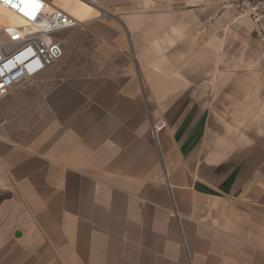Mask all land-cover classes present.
<instances>
[{"label": "crops", "instance_id": "obj_1", "mask_svg": "<svg viewBox=\"0 0 264 264\" xmlns=\"http://www.w3.org/2000/svg\"><path fill=\"white\" fill-rule=\"evenodd\" d=\"M47 1L82 22L55 34L57 62L0 99V264H264L251 17ZM17 21L0 6V27Z\"/></svg>", "mask_w": 264, "mask_h": 264}, {"label": "built area", "instance_id": "obj_2", "mask_svg": "<svg viewBox=\"0 0 264 264\" xmlns=\"http://www.w3.org/2000/svg\"><path fill=\"white\" fill-rule=\"evenodd\" d=\"M95 5L100 0H82ZM0 6L13 13L17 22L0 27V99L30 81L57 62L63 55L62 43L55 34L80 25L77 17L47 0H0ZM243 14L253 21V31L264 47V0H240ZM153 139L165 121H153Z\"/></svg>", "mask_w": 264, "mask_h": 264}, {"label": "rangeland", "instance_id": "obj_3", "mask_svg": "<svg viewBox=\"0 0 264 264\" xmlns=\"http://www.w3.org/2000/svg\"><path fill=\"white\" fill-rule=\"evenodd\" d=\"M165 2L166 3L169 2L174 7H177V8H182V7L190 6V5L191 6L193 5L194 7H201V6L203 7L204 4H207L209 9H210V11H211V14H212L211 15V19L212 20H214V18L217 16V14H215V13H218V10L220 8H222V9H224V8L233 9V7H237L241 11L240 0H224V1H222V0H175V1H165ZM116 3L118 5L113 7V8L111 7L110 9L117 10L116 9L117 7H121L124 4L122 7L123 8L125 7L127 11L128 10L134 11V12L138 11V6H139V1L138 0H133V1H123V0L119 1L118 0V1L115 2V4ZM147 3H148V6H149V3H151L152 6H154V1H147ZM106 5H107L106 0H100L94 6L98 7V9H100V11H101L100 14H102L103 11L108 10ZM127 6H129V7H127ZM2 37H3V34L0 31V40L2 39ZM213 43L214 42H212V44ZM232 44H233V42L228 40L227 47L224 49V52H226L227 56L235 55L236 52H237L236 47H234ZM260 55H261L262 60H264V47H263L262 53H260ZM212 59L215 60V58H212ZM228 63H230L229 60H227V63H226L227 67L230 66ZM212 66H214V68L217 71H219V69L223 68L224 65L215 63V65H212ZM215 69L212 70V74H213V72H215L214 71ZM252 71L257 73V83L259 81H261V83H263L260 88L264 91V80H262V79H264V64L257 65L256 68L254 70H252ZM26 84L27 83H24V84H22L20 86H25ZM216 84L219 85V82L217 81V79H213L212 78V81L209 82V86H211V87L217 86ZM257 85L258 84H256V86ZM152 132H153V126H152V129H151V134H152ZM160 132H159V134H160ZM152 138H153V135H152Z\"/></svg>", "mask_w": 264, "mask_h": 264}, {"label": "bare ground", "instance_id": "obj_4", "mask_svg": "<svg viewBox=\"0 0 264 264\" xmlns=\"http://www.w3.org/2000/svg\"><path fill=\"white\" fill-rule=\"evenodd\" d=\"M89 4V3H88ZM91 5V4H90ZM93 6V5H92ZM96 7V6H95ZM98 8V7H97ZM13 14V13H12ZM13 16H15L14 14H13ZM16 17V16H15ZM17 18V17H16ZM18 19V18H17Z\"/></svg>", "mask_w": 264, "mask_h": 264}, {"label": "snow or ice", "instance_id": "obj_5", "mask_svg": "<svg viewBox=\"0 0 264 264\" xmlns=\"http://www.w3.org/2000/svg\"><path fill=\"white\" fill-rule=\"evenodd\" d=\"M9 2H10V0H9Z\"/></svg>", "mask_w": 264, "mask_h": 264}]
</instances>
